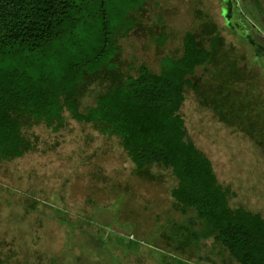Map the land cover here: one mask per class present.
I'll list each match as a JSON object with an SVG mask.
<instances>
[{
	"label": "trees",
	"instance_id": "16d2710c",
	"mask_svg": "<svg viewBox=\"0 0 264 264\" xmlns=\"http://www.w3.org/2000/svg\"><path fill=\"white\" fill-rule=\"evenodd\" d=\"M149 2L0 0V164L37 149L36 127L58 133L74 120L115 139L132 175L157 185L169 181V209L158 223L165 247L188 264H264V215L231 205L235 191L218 180L211 159L190 139L181 110L192 90L218 121L246 131L260 147L264 130L256 124H264V97L258 91L252 98L258 85L250 81L249 91L237 86L251 78L232 68L219 78L214 68L199 78L200 68L215 67L221 52L210 22L201 33L184 32L181 53L158 57L156 69L134 56L126 60L123 39L160 34L145 23ZM252 2L263 17L262 0ZM234 3L228 0L230 15ZM15 254L10 241H0V264Z\"/></svg>",
	"mask_w": 264,
	"mask_h": 264
},
{
	"label": "rangeland",
	"instance_id": "374dc122",
	"mask_svg": "<svg viewBox=\"0 0 264 264\" xmlns=\"http://www.w3.org/2000/svg\"><path fill=\"white\" fill-rule=\"evenodd\" d=\"M230 1L235 2L231 16H238L264 46V32H259L264 27L262 11L253 0ZM262 6L264 10V0ZM149 9L145 23L156 26L154 31L160 34L153 32V40L148 32L123 39L126 60L134 56L135 62L156 69L158 57L181 53L184 32L201 33L210 22L217 32L212 41L220 42L221 52L215 55V67L213 63L200 68L199 78L213 68L220 72L219 78L232 68L251 78L241 79L237 86L249 91L250 81L258 85L252 98L264 97V48L251 50L224 24L218 0H150ZM161 40L164 43L159 45ZM198 102L188 91L181 108L188 136L211 159L218 180L235 191L231 205L264 215V151L259 149L264 144L256 146L246 131L228 128ZM256 126L264 130V124ZM35 132L37 149L0 164V241H10L17 253L3 264H16L17 259L20 264L189 263L160 240L158 223L169 209L168 180L157 185L132 175V164L115 139L74 120L58 133L42 125ZM54 141L58 144L49 148Z\"/></svg>",
	"mask_w": 264,
	"mask_h": 264
},
{
	"label": "water",
	"instance_id": "95a60500",
	"mask_svg": "<svg viewBox=\"0 0 264 264\" xmlns=\"http://www.w3.org/2000/svg\"><path fill=\"white\" fill-rule=\"evenodd\" d=\"M218 1L220 4L221 16L223 17L224 24L233 29L240 38L246 40L249 44H251L256 49V51L259 50V46L257 45L258 43L252 38L245 27L240 22H238L236 18L230 15L228 0Z\"/></svg>",
	"mask_w": 264,
	"mask_h": 264
}]
</instances>
